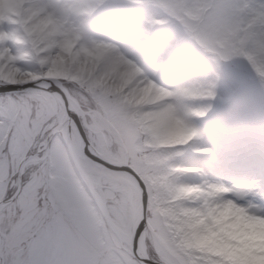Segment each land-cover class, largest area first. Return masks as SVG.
Wrapping results in <instances>:
<instances>
[{
	"label": "clouds",
	"instance_id": "obj_1",
	"mask_svg": "<svg viewBox=\"0 0 264 264\" xmlns=\"http://www.w3.org/2000/svg\"><path fill=\"white\" fill-rule=\"evenodd\" d=\"M92 2L0 0V17L14 18L12 40L24 59L17 63L0 50V79L59 84L99 102L152 177L151 200L144 208L152 224L145 244L158 248L170 264H264V188L252 180L210 176L184 159L188 151L207 152V147L192 146L200 134L193 118L210 108L207 93L214 73L167 78V64L158 57L146 60L124 41L84 27ZM127 3L137 7L143 0ZM192 25L212 36L203 44L192 37L206 56L238 49L257 57L256 63L241 58L258 81L264 79V8L252 0L222 15L207 0H187L172 12L146 10L132 31L152 34L175 27L188 36L186 29ZM65 197L72 199L71 189ZM74 240L83 246L95 242L86 231L77 232Z\"/></svg>",
	"mask_w": 264,
	"mask_h": 264
},
{
	"label": "snow or ice",
	"instance_id": "obj_2",
	"mask_svg": "<svg viewBox=\"0 0 264 264\" xmlns=\"http://www.w3.org/2000/svg\"><path fill=\"white\" fill-rule=\"evenodd\" d=\"M252 3L264 8V0ZM207 5L222 15L245 7L246 0ZM157 8L151 0L137 7L127 0H93L84 27L124 41L146 60L158 57L169 79L207 75L234 58L248 68L238 49L206 56L175 27L132 31L142 12ZM16 29L14 18L0 17V50L24 63L12 40ZM259 84L264 88V79ZM216 88L211 80L208 98L216 97ZM134 152L99 102L59 84L0 79V264H170L145 244L152 177ZM80 231L95 242H76Z\"/></svg>",
	"mask_w": 264,
	"mask_h": 264
},
{
	"label": "rangeland",
	"instance_id": "obj_3",
	"mask_svg": "<svg viewBox=\"0 0 264 264\" xmlns=\"http://www.w3.org/2000/svg\"><path fill=\"white\" fill-rule=\"evenodd\" d=\"M169 12L173 6L187 0H151ZM194 4L197 0H192ZM199 7L193 12L199 13ZM218 15V14H217ZM193 41L207 43L212 38L206 30L196 25L186 29ZM249 63H256L257 57L245 54ZM216 79V96L223 93L226 103L218 104L208 119L201 124L204 133L211 138L209 157L195 158L194 162L210 176H219L226 181L245 182L252 180L264 188V88L251 70L238 58L214 66ZM193 147H200L192 142ZM189 155L184 154V159ZM189 162V161H188ZM209 164L216 170L208 168ZM209 169V170H208ZM238 171V173H237ZM193 174H189V178Z\"/></svg>",
	"mask_w": 264,
	"mask_h": 264
},
{
	"label": "bare ground",
	"instance_id": "obj_4",
	"mask_svg": "<svg viewBox=\"0 0 264 264\" xmlns=\"http://www.w3.org/2000/svg\"><path fill=\"white\" fill-rule=\"evenodd\" d=\"M217 100L219 101L220 104H225L226 103V97L223 93H219L217 96H216ZM207 103H209L211 105V107L208 109V111L205 113L204 116L202 117H194L193 120L195 122V124L199 127L200 129V134L198 137L194 138V140L192 142H195L196 144H198L200 147H207L208 149L210 148L209 147V144L211 142V138H209V136H207L205 133H204V130L201 128V124L203 123V121H205V119H208L210 116H211V113L217 108L218 104L215 102L214 98L207 101ZM191 142V143H192ZM193 146V144H192ZM189 155L187 156V158H185V160L188 162H194V159L195 158H199V157H209V152L207 153H197V152H192V151H188ZM205 157V158H206ZM209 169L212 170H216V167H214L212 164L208 166ZM208 169V170H209ZM238 173V171H237Z\"/></svg>",
	"mask_w": 264,
	"mask_h": 264
}]
</instances>
